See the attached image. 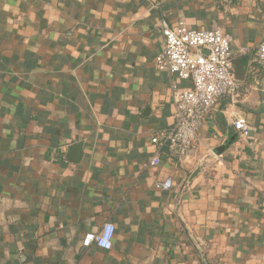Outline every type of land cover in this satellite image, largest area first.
Masks as SVG:
<instances>
[{
    "label": "crops",
    "instance_id": "1",
    "mask_svg": "<svg viewBox=\"0 0 264 264\" xmlns=\"http://www.w3.org/2000/svg\"><path fill=\"white\" fill-rule=\"evenodd\" d=\"M181 20L232 37L240 85L186 161L151 143L189 85L155 62ZM263 42L264 0H0V264H264Z\"/></svg>",
    "mask_w": 264,
    "mask_h": 264
},
{
    "label": "built area",
    "instance_id": "2",
    "mask_svg": "<svg viewBox=\"0 0 264 264\" xmlns=\"http://www.w3.org/2000/svg\"><path fill=\"white\" fill-rule=\"evenodd\" d=\"M160 30L164 41L155 60L156 69L189 85L180 87L171 82L175 123L171 129L152 137L151 143L159 150L167 148L171 158L186 161L198 154L202 145V126L217 103L224 98L236 103L239 98L240 85L234 74L232 37L218 28L192 29L183 20L175 26L162 21ZM256 62L264 68V42L256 51ZM233 118L234 130L241 138H249L252 128L247 119L235 114ZM208 153L219 157L214 150L208 149ZM160 163V158L156 156L151 165L159 166ZM155 187L170 191L174 180L167 178L157 182ZM115 233V225L106 222L99 233L85 237L84 245L94 243L98 248L110 251Z\"/></svg>",
    "mask_w": 264,
    "mask_h": 264
},
{
    "label": "water",
    "instance_id": "3",
    "mask_svg": "<svg viewBox=\"0 0 264 264\" xmlns=\"http://www.w3.org/2000/svg\"><path fill=\"white\" fill-rule=\"evenodd\" d=\"M68 156L67 158L73 162H79L80 159H81V153H82V150H81V144H75L73 145L70 149H69V152H68Z\"/></svg>",
    "mask_w": 264,
    "mask_h": 264
}]
</instances>
